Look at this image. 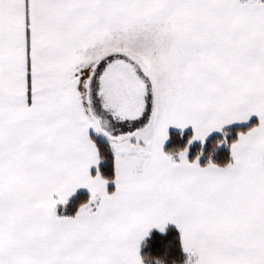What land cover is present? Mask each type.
Returning <instances> with one entry per match:
<instances>
[{
    "label": "snow or ice",
    "instance_id": "1",
    "mask_svg": "<svg viewBox=\"0 0 264 264\" xmlns=\"http://www.w3.org/2000/svg\"><path fill=\"white\" fill-rule=\"evenodd\" d=\"M0 264H264V0H0Z\"/></svg>",
    "mask_w": 264,
    "mask_h": 264
},
{
    "label": "trees",
    "instance_id": "2",
    "mask_svg": "<svg viewBox=\"0 0 264 264\" xmlns=\"http://www.w3.org/2000/svg\"><path fill=\"white\" fill-rule=\"evenodd\" d=\"M153 236L157 240H172L173 244L175 243V239L178 236V230L174 226H169L166 228L165 234H158L155 231H153Z\"/></svg>",
    "mask_w": 264,
    "mask_h": 264
},
{
    "label": "crops",
    "instance_id": "3",
    "mask_svg": "<svg viewBox=\"0 0 264 264\" xmlns=\"http://www.w3.org/2000/svg\"><path fill=\"white\" fill-rule=\"evenodd\" d=\"M169 226H174V227H176L174 224H172V223H169L168 225H167V227H169ZM153 231H155V230H153Z\"/></svg>",
    "mask_w": 264,
    "mask_h": 264
}]
</instances>
